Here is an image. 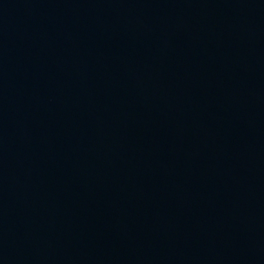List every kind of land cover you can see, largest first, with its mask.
I'll return each instance as SVG.
<instances>
[{
	"label": "water",
	"instance_id": "obj_1",
	"mask_svg": "<svg viewBox=\"0 0 264 264\" xmlns=\"http://www.w3.org/2000/svg\"><path fill=\"white\" fill-rule=\"evenodd\" d=\"M0 264H264V0H0Z\"/></svg>",
	"mask_w": 264,
	"mask_h": 264
}]
</instances>
